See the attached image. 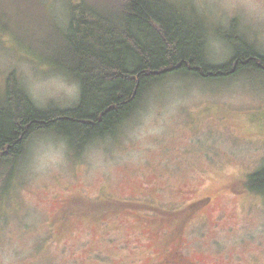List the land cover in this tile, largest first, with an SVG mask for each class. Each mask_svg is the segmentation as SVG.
Here are the masks:
<instances>
[{
    "label": "rangeland",
    "instance_id": "1",
    "mask_svg": "<svg viewBox=\"0 0 264 264\" xmlns=\"http://www.w3.org/2000/svg\"><path fill=\"white\" fill-rule=\"evenodd\" d=\"M80 1L0 0V96L14 74L41 108L77 104L78 83L51 59L62 56L69 8ZM170 1L199 20L213 63L231 59L226 38L237 34L264 55V0ZM60 154L57 167L32 164ZM262 168L264 76L168 80L118 136L81 156L52 133L33 137L0 202V264H264V194L245 187ZM38 228L52 239H40L45 255L32 259Z\"/></svg>",
    "mask_w": 264,
    "mask_h": 264
},
{
    "label": "trees",
    "instance_id": "2",
    "mask_svg": "<svg viewBox=\"0 0 264 264\" xmlns=\"http://www.w3.org/2000/svg\"><path fill=\"white\" fill-rule=\"evenodd\" d=\"M189 16L170 0L72 4L62 56L51 64L78 83L79 100L65 109L41 108L14 74L8 77L0 96V202L13 190L26 147L38 133L56 135L81 156L94 142L118 136L151 91L168 80L225 84L248 73L264 76V55L240 34L226 38L234 47L231 59L213 63L207 32ZM236 23L232 21L231 31ZM245 187L264 194V168L249 175ZM38 229H32L37 254L32 259L45 255L52 239L51 230ZM47 233L49 240L40 251L38 243Z\"/></svg>",
    "mask_w": 264,
    "mask_h": 264
},
{
    "label": "clouds",
    "instance_id": "3",
    "mask_svg": "<svg viewBox=\"0 0 264 264\" xmlns=\"http://www.w3.org/2000/svg\"><path fill=\"white\" fill-rule=\"evenodd\" d=\"M209 47L216 52L226 53L227 49L223 43L217 39H212L209 41ZM63 162V155H57L55 158H49L47 156H42L32 161V164L35 166L36 170L42 171L52 167H57Z\"/></svg>",
    "mask_w": 264,
    "mask_h": 264
},
{
    "label": "bare ground",
    "instance_id": "4",
    "mask_svg": "<svg viewBox=\"0 0 264 264\" xmlns=\"http://www.w3.org/2000/svg\"><path fill=\"white\" fill-rule=\"evenodd\" d=\"M122 16V15H121ZM137 25V24H136ZM210 64V63H209Z\"/></svg>",
    "mask_w": 264,
    "mask_h": 264
}]
</instances>
